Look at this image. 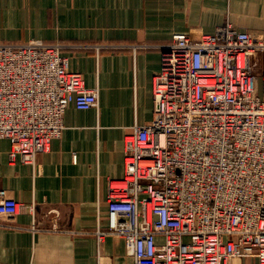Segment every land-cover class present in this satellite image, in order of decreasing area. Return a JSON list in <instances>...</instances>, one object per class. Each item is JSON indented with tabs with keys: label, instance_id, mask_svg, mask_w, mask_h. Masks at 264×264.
Segmentation results:
<instances>
[{
	"label": "built area",
	"instance_id": "built-area-1",
	"mask_svg": "<svg viewBox=\"0 0 264 264\" xmlns=\"http://www.w3.org/2000/svg\"><path fill=\"white\" fill-rule=\"evenodd\" d=\"M64 47L0 41V138L11 162L34 165L50 151L71 104L99 105L100 89L69 68ZM261 56L264 38L231 22L164 46L154 115L125 137L126 171L110 181L99 242L119 235L135 264H264Z\"/></svg>",
	"mask_w": 264,
	"mask_h": 264
},
{
	"label": "crops",
	"instance_id": "crops-1",
	"mask_svg": "<svg viewBox=\"0 0 264 264\" xmlns=\"http://www.w3.org/2000/svg\"><path fill=\"white\" fill-rule=\"evenodd\" d=\"M227 22L264 38V0H0V41H63L69 68L100 89L98 107H68L62 134L34 165L11 162V142L0 138V264H135L122 237L96 236L111 223L125 137L153 118L164 46Z\"/></svg>",
	"mask_w": 264,
	"mask_h": 264
},
{
	"label": "rangeland",
	"instance_id": "rangeland-1",
	"mask_svg": "<svg viewBox=\"0 0 264 264\" xmlns=\"http://www.w3.org/2000/svg\"><path fill=\"white\" fill-rule=\"evenodd\" d=\"M44 41V40H43ZM44 42H46V43H57V42H60L61 44H63L64 42L63 41H54V42H47V41H44ZM64 45V44H63ZM262 60H263V58H262ZM263 62V61H262Z\"/></svg>",
	"mask_w": 264,
	"mask_h": 264
}]
</instances>
